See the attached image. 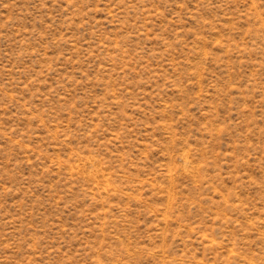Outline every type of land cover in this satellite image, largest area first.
<instances>
[{
    "label": "rangeland",
    "instance_id": "374dc122",
    "mask_svg": "<svg viewBox=\"0 0 264 264\" xmlns=\"http://www.w3.org/2000/svg\"><path fill=\"white\" fill-rule=\"evenodd\" d=\"M0 264H264V0H0Z\"/></svg>",
    "mask_w": 264,
    "mask_h": 264
}]
</instances>
